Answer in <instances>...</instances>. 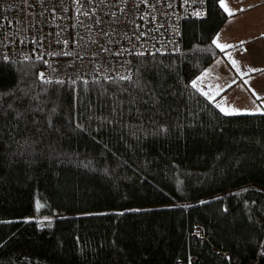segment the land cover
Masks as SVG:
<instances>
[{
  "label": "trees",
  "instance_id": "16d2710c",
  "mask_svg": "<svg viewBox=\"0 0 264 264\" xmlns=\"http://www.w3.org/2000/svg\"><path fill=\"white\" fill-rule=\"evenodd\" d=\"M205 7L129 79L53 83L0 59V264H264V113L191 86L222 53L227 14Z\"/></svg>",
  "mask_w": 264,
  "mask_h": 264
},
{
  "label": "built area",
  "instance_id": "2783aa9c",
  "mask_svg": "<svg viewBox=\"0 0 264 264\" xmlns=\"http://www.w3.org/2000/svg\"><path fill=\"white\" fill-rule=\"evenodd\" d=\"M205 1L0 0V59H36L53 83L130 78L134 58L181 50L182 22L204 18Z\"/></svg>",
  "mask_w": 264,
  "mask_h": 264
},
{
  "label": "crops",
  "instance_id": "0c3cea01",
  "mask_svg": "<svg viewBox=\"0 0 264 264\" xmlns=\"http://www.w3.org/2000/svg\"><path fill=\"white\" fill-rule=\"evenodd\" d=\"M225 3L234 11V15H227L225 24L217 33L218 42L239 45L240 41H244L243 48L228 50L240 62L241 70H264V0H225ZM241 8L244 10L239 11ZM206 70L210 71V75L203 84L212 86L211 90H215L217 85L224 88L216 96L215 103L226 100V107L247 110L238 114L264 113L255 111L257 108L264 110V71L252 72L241 78L224 53L213 60L204 72ZM233 80L236 83H232ZM244 80H248L249 84H244ZM229 84L231 87H227ZM205 90L210 89L205 87ZM252 90H255V95Z\"/></svg>",
  "mask_w": 264,
  "mask_h": 264
},
{
  "label": "snow or ice",
  "instance_id": "6c2138e0",
  "mask_svg": "<svg viewBox=\"0 0 264 264\" xmlns=\"http://www.w3.org/2000/svg\"><path fill=\"white\" fill-rule=\"evenodd\" d=\"M220 6L223 8L224 12L228 15V16H233L234 15V11L231 10L228 5L225 3V0H218ZM244 9H239V11H243ZM197 15H199V13H197ZM219 41V34H217V37L213 39L212 43L222 52L224 53L225 58L230 62V64L232 65V67L235 69V71L240 75L241 78L247 76L249 73L252 72H257V71H264L261 69H255V68H248L247 71H242L241 67H240V62L238 60H236L230 51H228L229 49L232 48H236V47H240L243 48L244 45V41H240L239 45H234V44H229V43H220ZM119 54V53H117ZM210 75V71L206 70L205 72H203L200 76L196 77L195 79H193L191 81V86L198 90L204 97H206L210 102H215V98L216 96L219 95V93L221 91L224 90V88L220 87L219 85H217L215 87V90H211L212 86H205L203 84L204 80ZM41 78H43V73H41ZM129 77H121V79H128ZM244 84H249L248 80H244L243 81ZM232 83H236L235 80L232 81ZM205 87H208L210 90L206 91ZM227 87H231V84L227 85ZM253 94L255 95V90H252ZM259 99V97H257ZM226 104V100L222 101V102H218L216 103V107L220 109L221 112H224L227 115H231V114H238L241 113L243 111H247V110H242V109H238L235 107H231V106H224ZM255 111L260 112V111H264L260 108H257Z\"/></svg>",
  "mask_w": 264,
  "mask_h": 264
},
{
  "label": "rangeland",
  "instance_id": "374dc122",
  "mask_svg": "<svg viewBox=\"0 0 264 264\" xmlns=\"http://www.w3.org/2000/svg\"><path fill=\"white\" fill-rule=\"evenodd\" d=\"M30 219H37L41 224H49L53 219L52 215L38 211L37 217H31Z\"/></svg>",
  "mask_w": 264,
  "mask_h": 264
}]
</instances>
